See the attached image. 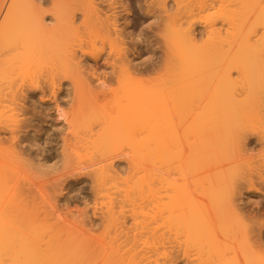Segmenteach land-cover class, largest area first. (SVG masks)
Segmentation results:
<instances>
[{
	"label": "bare ground",
	"instance_id": "6f19581e",
	"mask_svg": "<svg viewBox=\"0 0 264 264\" xmlns=\"http://www.w3.org/2000/svg\"><path fill=\"white\" fill-rule=\"evenodd\" d=\"M130 1L0 0V264H264V0Z\"/></svg>",
	"mask_w": 264,
	"mask_h": 264
},
{
	"label": "rangeland",
	"instance_id": "374dc122",
	"mask_svg": "<svg viewBox=\"0 0 264 264\" xmlns=\"http://www.w3.org/2000/svg\"><path fill=\"white\" fill-rule=\"evenodd\" d=\"M130 3H132L133 4V0H131L130 1ZM207 12V13H206ZM212 12H214V11H211L210 10V13H212ZM209 10L208 11H205V13H203L204 14V16H206V17H208V15H210V16H212L213 15V13H212V15L209 13ZM135 14H133L132 16H130V19H129V21L131 22V25H132V27H131V29L129 30V31H134L135 32V34H138V30H140L141 29V27H146L150 22H151V20H145L144 21V23H143V25L142 26H139V28H137L138 27V25H137V20H138V16H136ZM209 16V17H210ZM137 18V20H135ZM133 22V23H132ZM147 22V23H146ZM145 24V25H144ZM148 52V50H146V52H145V50L141 53V55H140V57L138 58V59H136V63L137 64H145V62L146 61H152V60H154V58L155 57H153V56H151V54L149 53H147ZM147 54V55H146ZM147 56V57H146ZM147 58V59H146ZM151 59V60H150ZM98 63H99V66L101 67V69H100V67L98 66H96L97 67V71H98V73H100L101 74V72L103 73V71H105L104 73H106L107 71V69L103 66V65H101L102 64V61L101 62H99L98 61ZM143 64V65H144ZM144 75H147V74H143V76ZM142 76V77H143ZM150 77H152L151 75L150 76H144L143 78H150ZM62 98H64V99H62ZM61 98V100L63 101H61L60 99H59V104H60V106H61V108L62 109H64L65 110V107H66V109H68V101H66V100H68V99H65V97H62ZM66 103H65V102ZM26 102H28V100H25V103ZM65 104V105H64ZM30 105H31V103H28L27 105H25V106H27L26 108H27V113H26V116H21L19 119H22L23 117H26V118H23L22 120H23V122L25 123L26 122V120H28L29 119V121L31 122V121H33V122H35V123H31L32 124V129L33 128H37L36 130L38 131V133H37V135H40V133L42 132V131H39V130H50L49 131V133H48V135L46 136V135H44V136H40V138L38 139V142H37V144H38V146H40L42 149H43V151H42V157H45L46 155V159H48L50 162V164H53V162H54V160L52 161V160H50L52 157H53V155H54V152L56 151L55 149H57V147L59 146V144H57L58 143V140L59 139H57L58 138V136H59V128H62V126L60 127V126H58L57 128L55 127L57 124H61V122L63 121L62 120V117H57V119H56V116L57 115H55V113H54V111H53V109H49L48 107H46V112H45V114L44 115H41L40 116V114L38 115V113L36 114V115H38L39 116V118H34L35 116H33L34 114H31V113H33V111H29V110H32L31 108L32 107H30ZM28 108H29V110H28ZM100 108H101V106H100ZM39 108H37V110H38ZM48 110V111H47ZM30 113H29V112ZM47 113V114H46ZM30 116V117H29ZM31 117H33V118H31ZM42 119H41V118ZM26 119V120H25ZM38 120V121H35V120ZM41 120V121H40ZM36 122L40 125V126H38V124H36ZM34 125V126H33ZM62 125V124H61ZM37 126V127H36ZM42 127V128H41ZM44 127V128H43ZM64 128V127H63ZM62 128V130H64ZM28 130H32L31 128H27ZM35 129H33V130H35ZM27 130V131H28ZM62 130H61V132H62ZM60 132V133H61ZM25 136V137H24ZM26 139V135H24V134H22L21 135V140H25ZM46 139H47V141H46ZM249 140V139H248ZM44 141H46V144H45V142ZM255 141H257V139L255 138V137H253L250 141H248V143H247V148H249V150H251V154L253 155V156H258L257 155V153H258V151L260 150L259 149V147H258V145H257V143L255 142ZM251 142V143H250ZM250 143V144H249ZM254 144V145H253ZM39 147V148H40ZM255 147V148H254ZM22 148H26L25 150L27 151V149L29 150V151H27L29 154H31V156H33V154H34V149H32V148H29L28 146H27V143H26V141H24V144L22 145ZM257 148V149H256ZM257 150V151H256ZM260 153V152H259ZM258 153V154H259ZM50 155H52V157H50ZM73 188V189H72ZM90 192V190H89V185H88V183L87 182H81V181H77V183H75V184H73V186H71V188H67V190H65V195L64 194H62L63 195V197H62V195L61 196H59L58 197V204L61 206L60 208H62V206H63V208L65 207V206H67V209L70 211V210H76V208L77 209H79V208H81V210L83 209L82 207H84V205H82V204H84V203H86V201H84V200H87L88 199V197H89V193ZM83 197V198H82ZM86 198V199H85ZM64 199V200H63ZM240 200H241V203L240 204H242L243 205V207L247 210V209H253V213L255 214L257 211H258V209H259V207L260 206H257V204H255L256 202H261L262 204H263V207H261L262 209V212L264 211L263 210V208H264V202H263V199H262V197L260 196V198H259V196L257 195V194H255V193H248V194H245L243 191H242V195H241V197H240ZM260 200V201H259ZM80 202V203H79ZM84 202V203H83ZM82 203V204H81ZM58 205V206H59ZM254 205V206H253ZM76 208H75V207ZM82 206V207H81ZM253 206V207H252ZM252 207V208H251ZM75 208V209H74ZM66 209V211H68ZM77 211V210H76ZM76 211H73V213L72 214H74ZM80 211V210H79ZM260 211V210H259ZM65 212V211H64ZM71 212V211H70ZM70 212H68L69 214H70ZM261 212V211H260ZM261 212V213H262ZM264 213V212H263ZM264 216V215H263ZM260 220H263L262 222H263V224H264V218L262 217H260L259 218V221ZM258 221V222H259ZM261 222V223H262ZM260 222H259V224H261ZM262 224V225H263Z\"/></svg>",
	"mask_w": 264,
	"mask_h": 264
}]
</instances>
